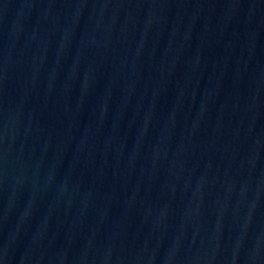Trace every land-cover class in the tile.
Wrapping results in <instances>:
<instances>
[{
  "label": "water",
  "instance_id": "95a60500",
  "mask_svg": "<svg viewBox=\"0 0 264 264\" xmlns=\"http://www.w3.org/2000/svg\"><path fill=\"white\" fill-rule=\"evenodd\" d=\"M0 264H264V0H0Z\"/></svg>",
  "mask_w": 264,
  "mask_h": 264
}]
</instances>
